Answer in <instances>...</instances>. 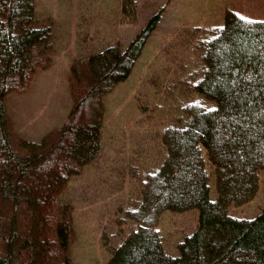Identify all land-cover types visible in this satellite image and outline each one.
Returning <instances> with one entry per match:
<instances>
[{"label":"trees","instance_id":"trees-1","mask_svg":"<svg viewBox=\"0 0 264 264\" xmlns=\"http://www.w3.org/2000/svg\"><path fill=\"white\" fill-rule=\"evenodd\" d=\"M139 1L117 0L120 22L137 19ZM168 2L126 43L95 41L81 20L67 76L72 106L34 140L13 131L7 97L52 65L60 23L38 17L35 0H0V264H75V206L63 193L100 155L104 97L128 79ZM165 53L164 69L136 95L157 120L154 165L118 206L119 227L133 226L120 243L106 242V264H264V207L253 216L230 211L256 196L264 176V18L228 8L222 25L182 28ZM194 209L197 227L170 252L163 213Z\"/></svg>","mask_w":264,"mask_h":264},{"label":"rangeland","instance_id":"rangeland-1","mask_svg":"<svg viewBox=\"0 0 264 264\" xmlns=\"http://www.w3.org/2000/svg\"><path fill=\"white\" fill-rule=\"evenodd\" d=\"M166 1L140 0L136 6L137 19L120 22L117 0H35L38 17L52 15L59 21L61 38L52 65L38 69L27 91L8 94L7 111L16 135L38 140L66 120L72 106L67 76L70 64L78 54V25L82 19L96 30L95 41L114 42L119 38L126 43L143 25L150 11ZM180 2V5L172 6V0H169L128 79L105 95L106 121L101 153L85 166L82 174L71 179L63 193V198L73 201L75 206L77 236L72 243L75 264H106L111 254L106 242L109 245L120 243L133 226L129 221L119 227L117 218L123 214L118 211V206L127 204L128 198L135 196L138 178L154 165L157 152V120L140 109L136 95L150 89V85H145L148 78L164 69L160 64L165 61V51L174 44L177 33L191 25H222L228 8L247 17L264 18V0ZM263 179L264 176L256 196L244 205L232 206V213L253 216L264 207ZM210 196H216L213 180ZM197 225L198 211L195 209L166 210L159 224L166 249L176 253L177 241Z\"/></svg>","mask_w":264,"mask_h":264},{"label":"crops","instance_id":"crops-1","mask_svg":"<svg viewBox=\"0 0 264 264\" xmlns=\"http://www.w3.org/2000/svg\"><path fill=\"white\" fill-rule=\"evenodd\" d=\"M180 5L181 4V2H180V0H172V6L173 5ZM207 23V22H206ZM202 24H204V23H202Z\"/></svg>","mask_w":264,"mask_h":264}]
</instances>
